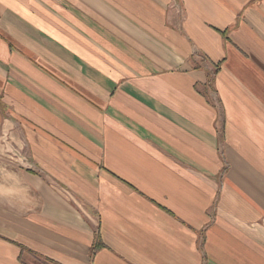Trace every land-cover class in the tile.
I'll return each mask as SVG.
<instances>
[{"label": "crops", "instance_id": "1", "mask_svg": "<svg viewBox=\"0 0 264 264\" xmlns=\"http://www.w3.org/2000/svg\"><path fill=\"white\" fill-rule=\"evenodd\" d=\"M0 264H264V0H0Z\"/></svg>", "mask_w": 264, "mask_h": 264}]
</instances>
